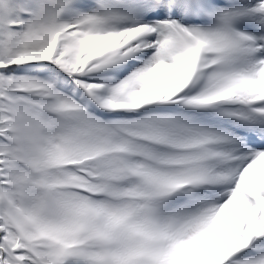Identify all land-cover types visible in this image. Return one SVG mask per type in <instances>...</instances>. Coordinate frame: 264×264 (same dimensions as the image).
Here are the masks:
<instances>
[{
	"label": "snow or ice",
	"instance_id": "6c2138e0",
	"mask_svg": "<svg viewBox=\"0 0 264 264\" xmlns=\"http://www.w3.org/2000/svg\"><path fill=\"white\" fill-rule=\"evenodd\" d=\"M0 264H264V0H0Z\"/></svg>",
	"mask_w": 264,
	"mask_h": 264
}]
</instances>
